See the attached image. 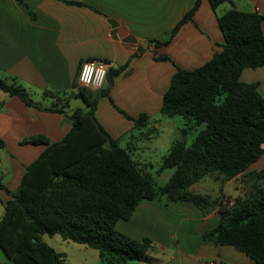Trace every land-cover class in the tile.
<instances>
[{"label":"trees","instance_id":"16d2710c","mask_svg":"<svg viewBox=\"0 0 264 264\" xmlns=\"http://www.w3.org/2000/svg\"><path fill=\"white\" fill-rule=\"evenodd\" d=\"M227 1L208 0L213 10ZM200 2L194 0L171 35L192 17ZM263 19L264 15L255 11L236 8L219 14L217 24L223 35L220 50L202 65L177 68L172 74L160 113L182 116V134L191 127H203L189 143L182 138L174 140L162 157L158 171L173 169L163 184L143 171L130 151L96 118V102L105 91L92 93L77 86L74 95L84 100L87 109L77 107L68 114L70 130L54 143L43 135L21 141L47 146L25 166L13 192L0 174V189L10 196L0 217V249L12 263L71 264L43 240V234H59L64 240L97 249L101 264L154 262L153 241L130 237L117 230L115 223L128 219L140 200L163 197L165 201H190L202 216L217 211L218 223L203 230L201 237L214 245L237 249L254 264H264V169L245 171L264 152V97L256 83L239 79L243 68L264 66ZM157 58L167 59L165 55ZM125 65L107 69V85ZM0 90L43 110L63 113L68 105L65 92L46 90L44 94L52 101L50 106H43L13 77L0 78ZM146 117L141 114L136 118L135 127H140ZM205 176L212 177L220 188L239 177L247 189L232 198L190 189Z\"/></svg>","mask_w":264,"mask_h":264},{"label":"crops","instance_id":"0c3cea01","mask_svg":"<svg viewBox=\"0 0 264 264\" xmlns=\"http://www.w3.org/2000/svg\"><path fill=\"white\" fill-rule=\"evenodd\" d=\"M193 3L194 0H0V78H15L43 106H50L52 101L44 94L46 90L69 95L67 107L59 113L27 106L16 95L0 90V174L9 191L18 187L25 166L47 146L21 141L43 135L49 143L57 142L71 128L68 114L77 107L87 109L84 100L74 95L79 67L87 58L107 60L111 68L126 64L109 85L105 80L102 88L95 90L105 91L96 102L95 116L130 151L138 166L149 172L154 165L149 156L162 145L157 139L164 136L165 126L179 130L185 125L180 115H175L179 118L173 121L175 116L160 113L162 96L174 71L194 69L220 50L223 35L217 24L219 14L236 8L264 15V0H230L214 10L208 0H201L192 17L171 35ZM260 26L264 33V19ZM153 40L166 43L157 45ZM160 55L167 59H158ZM239 79L256 83L264 97V66L243 68ZM141 114L147 117L140 127H135L134 120ZM184 136L180 138L186 140ZM174 139L161 150L158 168ZM259 169H264V152L245 171ZM224 187L213 196L225 192L232 198L240 194L236 185L232 191ZM9 198L0 189L2 207ZM219 219L217 211L202 216L190 201L153 197L140 200L131 216L117 220L115 228L135 239L150 238L156 246L151 256L164 264H254L237 249L214 245L201 237L200 233ZM138 263L141 262H131Z\"/></svg>","mask_w":264,"mask_h":264},{"label":"rangeland","instance_id":"374dc122","mask_svg":"<svg viewBox=\"0 0 264 264\" xmlns=\"http://www.w3.org/2000/svg\"><path fill=\"white\" fill-rule=\"evenodd\" d=\"M78 86L80 85L78 84ZM88 89H90L92 93L96 92L95 91L96 89H91V88H88ZM174 118L175 119H173V121H177L179 116H175ZM173 123L176 124L177 122H173ZM179 126H182V124H179ZM202 127L203 125L196 126L195 128L191 127L187 131V133L184 136L187 143H189L192 140L196 132ZM164 130H166L164 131V136H160L161 138L159 137L157 139L158 141H162V145L157 151H155L156 153H152L149 156V160L154 162V165L152 168H148V171L153 175L157 184H163L168 179V177L173 171L172 168H165L161 171H158L159 168L157 167V163L160 157L159 155L160 153H162L161 150L165 149V146L167 145L169 140H173L174 138H175L174 140L181 139L180 137L182 136L181 129L178 130L173 127L165 126ZM234 185L238 187L240 193L247 189L246 184L241 182L239 180V177L234 178L232 182H230L229 185H224L225 187L222 186V188H220L218 183L212 177H209V176H205L200 181L191 185L190 189L195 192L208 193L210 195H213L214 193H216L217 190H218L217 193H219L223 189V187L230 188V190L232 191L234 188L233 187ZM223 196L227 197L228 195L227 193L224 192ZM3 209L4 208L0 204V217L3 214ZM42 238L45 242L51 245L55 250L63 253L65 260L71 264H101V259L99 257L98 250L95 248H91L82 243H77L71 240H64L59 234H53V235L43 234ZM153 261L154 262L144 261L138 264L162 263L161 259H153ZM0 264H13L12 261L9 259V257L1 249H0Z\"/></svg>","mask_w":264,"mask_h":264},{"label":"built area","instance_id":"2783aa9c","mask_svg":"<svg viewBox=\"0 0 264 264\" xmlns=\"http://www.w3.org/2000/svg\"><path fill=\"white\" fill-rule=\"evenodd\" d=\"M109 67L110 63L107 60L87 58L79 67L77 83L82 87L99 89L105 82L106 71Z\"/></svg>","mask_w":264,"mask_h":264},{"label":"water","instance_id":"95a60500","mask_svg":"<svg viewBox=\"0 0 264 264\" xmlns=\"http://www.w3.org/2000/svg\"><path fill=\"white\" fill-rule=\"evenodd\" d=\"M113 25H115L114 23H113ZM117 32H118V34L120 35L122 32L120 31V29H118V30H116Z\"/></svg>","mask_w":264,"mask_h":264}]
</instances>
